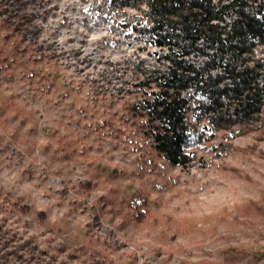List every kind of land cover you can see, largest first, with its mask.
Instances as JSON below:
<instances>
[{"label": "rangeland", "instance_id": "obj_1", "mask_svg": "<svg viewBox=\"0 0 264 264\" xmlns=\"http://www.w3.org/2000/svg\"><path fill=\"white\" fill-rule=\"evenodd\" d=\"M38 1L29 9L64 77L22 55L0 67V93L14 101L0 107V222L101 264H264V157L250 152L252 137L227 154L199 143L206 164L189 170L153 155L105 105L132 83L126 60L156 63L158 48L132 25L100 22L94 0ZM107 119L115 129L99 125ZM138 196L149 208L140 221L127 203Z\"/></svg>", "mask_w": 264, "mask_h": 264}, {"label": "trees", "instance_id": "obj_2", "mask_svg": "<svg viewBox=\"0 0 264 264\" xmlns=\"http://www.w3.org/2000/svg\"><path fill=\"white\" fill-rule=\"evenodd\" d=\"M37 2L0 0V35L12 47L11 55L0 52V67L22 55L63 78L61 52L54 42L41 39L35 22L39 15L29 9ZM92 6L98 20L110 21L114 31L132 25L158 48L156 63L126 60L132 83L121 75L130 83L119 89L122 101L113 96L104 103L146 140L147 151L189 170L206 164L199 143L227 154L234 150L236 137L251 136L250 152L264 157V147L258 145L264 140V0H94ZM11 104L14 101L0 93V107ZM111 123L107 119L99 125L115 129ZM127 203L136 221L149 212L145 197ZM13 205L24 213L30 210L27 204ZM40 247L34 235L20 236L0 222V264L102 262L94 256L78 257L64 243L55 251Z\"/></svg>", "mask_w": 264, "mask_h": 264}]
</instances>
